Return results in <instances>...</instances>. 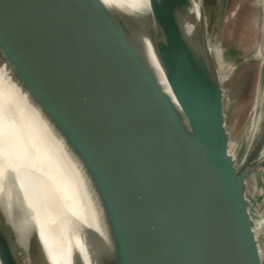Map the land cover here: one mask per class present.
<instances>
[{"label":"water","instance_id":"95a60500","mask_svg":"<svg viewBox=\"0 0 264 264\" xmlns=\"http://www.w3.org/2000/svg\"><path fill=\"white\" fill-rule=\"evenodd\" d=\"M92 2L0 0V46L29 129L66 182L77 169L66 153L87 178L75 195L114 252L90 232L100 264H264L245 195L254 167H236L220 83L178 23L188 0H147L187 127L124 28ZM0 231L1 263L20 264Z\"/></svg>","mask_w":264,"mask_h":264},{"label":"bare ground","instance_id":"6f19581e","mask_svg":"<svg viewBox=\"0 0 264 264\" xmlns=\"http://www.w3.org/2000/svg\"><path fill=\"white\" fill-rule=\"evenodd\" d=\"M92 1V4L106 9L122 28H125L127 17H136L137 13L148 8L147 0H140V3L137 2L132 8L128 7L125 0ZM197 10L198 3L188 0L187 4L176 12L178 23L191 45L193 54L201 52ZM262 20L261 48H264V3ZM132 34L128 42L140 53L161 90L170 98L179 113L181 122L187 127L186 119L164 72L165 64L157 52L156 46L160 38L156 33L146 35L134 28ZM9 68L0 46V185L9 197L12 214L10 226L15 241L21 252L30 254L31 264H58L51 254L53 250L59 264H100L89 233L96 232L108 251L112 252L113 249L105 230L100 227L97 229L95 224L89 223L86 197L83 203L85 206L82 207L78 196L75 195L79 190L80 178L82 177L84 182L87 178L77 158L71 153H66L63 154V159L73 161L77 169L72 172L73 180L66 182L63 179L58 164L48 157L37 137L29 129L30 126L15 97L16 82ZM53 136L63 147L60 138L54 134ZM68 175L72 174L68 172ZM91 197L93 207L96 208L95 193L92 189ZM40 213H44V225L38 220ZM48 225L52 228L54 239L51 246L44 232ZM2 228L4 229L3 226ZM2 235L0 231V238Z\"/></svg>","mask_w":264,"mask_h":264},{"label":"rangeland","instance_id":"374dc122","mask_svg":"<svg viewBox=\"0 0 264 264\" xmlns=\"http://www.w3.org/2000/svg\"><path fill=\"white\" fill-rule=\"evenodd\" d=\"M125 1L129 8L140 3V0ZM195 1L202 51L209 56L222 89L229 152L237 168L254 167L246 178L245 195L264 254V227L260 228L264 226V48H261L264 0ZM133 28L146 35L156 32L149 6L136 17H127L124 30L129 38ZM10 220L9 197L0 185V225L20 264H31L30 254L21 252L15 241Z\"/></svg>","mask_w":264,"mask_h":264},{"label":"crops","instance_id":"0c3cea01","mask_svg":"<svg viewBox=\"0 0 264 264\" xmlns=\"http://www.w3.org/2000/svg\"><path fill=\"white\" fill-rule=\"evenodd\" d=\"M263 227H264V226H262V227L260 226V228H263ZM260 228H259V229H260ZM263 229H264V228H263Z\"/></svg>","mask_w":264,"mask_h":264}]
</instances>
